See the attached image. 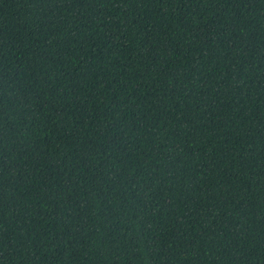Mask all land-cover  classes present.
<instances>
[{
    "label": "trees",
    "instance_id": "1",
    "mask_svg": "<svg viewBox=\"0 0 264 264\" xmlns=\"http://www.w3.org/2000/svg\"><path fill=\"white\" fill-rule=\"evenodd\" d=\"M0 264H264V0H0Z\"/></svg>",
    "mask_w": 264,
    "mask_h": 264
}]
</instances>
